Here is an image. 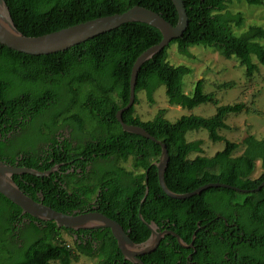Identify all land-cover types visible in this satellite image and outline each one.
I'll list each match as a JSON object with an SVG mask.
<instances>
[{
    "label": "trees",
    "instance_id": "1",
    "mask_svg": "<svg viewBox=\"0 0 264 264\" xmlns=\"http://www.w3.org/2000/svg\"><path fill=\"white\" fill-rule=\"evenodd\" d=\"M4 1L15 27L26 36H39L99 16L120 13L133 5L154 10L173 25L178 20L171 0ZM231 1L183 0L188 25L182 35L169 44L176 43L178 51L187 55H190L188 47L194 44L214 47L225 58L234 55L244 65L245 75L251 76L258 68L253 57L264 65V45L259 42L264 39V27L249 25L240 35H235L231 26L240 25L244 20L241 13L227 9ZM244 1L249 4L261 2ZM161 37V32L154 26L128 22L50 54L31 55L0 44V160L5 156L13 163L15 146H9L4 151L1 139L17 124L23 126L28 117L48 112L55 122H66L82 130L87 125L89 134L94 136L91 151L108 150L115 154L118 161L130 155L131 170L117 165L116 169L100 175L89 174L90 181H86L85 188L79 189L85 191L84 201L75 196L76 193L67 195L60 180H54L57 174L44 177L15 174L13 180L17 186L34 200L63 213L81 208L100 188V212L119 222L135 243H141L150 236V230L140 216L146 223L171 225L187 244L195 232L196 245L206 239V231L200 226L213 218L215 212L223 213L225 222L234 224L229 229L225 225V250L229 251V259L235 264H264V185L255 190L264 179V172L256 178L251 177L257 161L264 169V137L248 134L242 139V151L234 155L238 143L218 133V129L227 128L226 115L242 112L246 109L245 103L218 105L214 93L203 91L202 78L195 82L192 93L186 94L182 81L191 68L169 62L168 44L141 65L135 93L144 90L147 100L153 103L154 89L163 84L169 104L191 108L211 102L216 105L215 113L208 117L183 115L171 122L164 118V110L161 109L152 119L141 120L135 114L138 102L135 95L134 104L122 113V118L128 124L143 127L165 143L169 161L164 181L171 191L185 193L208 182H223L252 189L249 192L212 187L186 199L167 196L159 185L154 164L160 156V145L123 131L115 118L116 111L128 101L134 60L146 48L158 43ZM231 84L230 81L221 85ZM45 123L43 120L47 129L49 125ZM199 128L206 129L213 142L224 140L223 149L210 156L202 155V140L187 141L185 138L188 130ZM6 140H9L8 137ZM55 153V160L65 159H60L64 151L56 149ZM191 154L196 155L191 157ZM19 164L41 171L50 166L45 162L38 165L32 155H24ZM123 174L131 176L130 183L120 179ZM32 185L35 187L32 188ZM38 191H41V196H37ZM0 198L9 203L16 213L21 211L1 193ZM23 216L35 219L28 213H23ZM39 221L36 237L22 247L16 244L10 247L7 235L0 238V264H73L82 254L97 257L98 261L94 264H132L124 260L109 228L73 230L58 227L54 221ZM220 224L224 226L223 222ZM209 229L208 233H211V227ZM63 233L70 236L72 245L65 241ZM71 233L77 238L73 239ZM80 234H91L98 240L96 252L91 246L85 249L77 245ZM179 250L186 253L173 236H166L154 251L140 259L144 264H172ZM198 252L203 253L204 247Z\"/></svg>",
    "mask_w": 264,
    "mask_h": 264
},
{
    "label": "water",
    "instance_id": "2",
    "mask_svg": "<svg viewBox=\"0 0 264 264\" xmlns=\"http://www.w3.org/2000/svg\"><path fill=\"white\" fill-rule=\"evenodd\" d=\"M171 1L173 2L178 14V20L175 25L164 19L154 10L140 5H133L120 13L99 16L39 36H26L20 33L15 27L6 2L4 0H0V44L26 54L42 55L66 50L71 46L84 42L94 36L110 31L128 22H143L156 27L161 32V40L158 43L146 48L134 60L129 78L128 101L115 113L116 120L120 124L121 129L123 131L150 139L160 145V156L158 161L154 162V164L157 168L159 185L163 192L171 198L186 199L191 196L198 195L202 191L212 187H223L240 192L252 191V189L239 188L223 182H208L185 193H175L171 191L166 186L164 181V171L169 161L168 150L165 143L156 139L143 127L136 124H128L123 121L122 113L128 110L135 101V87L141 65L145 61L149 60L155 53L166 47L171 40L179 38L187 28L188 16L183 0ZM50 172V169L40 171L31 167L10 165L0 160V193L19 206L22 213H28L38 220L54 221L58 227L73 230L109 228L124 260H128L133 264H144L140 259V256L153 251L160 240V234L155 231L153 223H146L140 217L150 229L151 234L147 242L135 243L119 222L107 215L98 211H86L73 214L57 211L43 204L41 201H36L29 195L25 194L13 180L14 174H30L36 177H44ZM263 185L264 179L255 188V190H259ZM175 236L180 245L186 246L178 235ZM194 236L195 232L193 234V237Z\"/></svg>",
    "mask_w": 264,
    "mask_h": 264
},
{
    "label": "flooded vegetation",
    "instance_id": "3",
    "mask_svg": "<svg viewBox=\"0 0 264 264\" xmlns=\"http://www.w3.org/2000/svg\"><path fill=\"white\" fill-rule=\"evenodd\" d=\"M43 120H45L46 125H49L47 129H45ZM24 121L25 123L23 126L20 124L18 126L17 124L14 130H9L4 138L1 139L5 146L3 147L4 151H6L9 146H15L13 163L10 162V159L7 160L5 156H3L2 161L10 165L23 166L19 163L24 158V155H26V157L31 155L34 156L38 165H43L44 162L50 165L49 168L46 169L51 170L48 176L57 174L54 180H60L59 183L69 196L76 193L75 196H78L83 201L85 200L86 194L84 189H79L85 188L86 181H90L88 178L89 174L100 175L107 170L116 169L117 165L125 167L127 171L132 168V159L130 155L125 160L118 161L115 154L110 151L108 152V150L99 151L97 153L91 151L92 145L90 144L94 141V136L89 134L87 125H85L84 131L78 126L66 122H55L48 112L37 114L33 118L28 117ZM96 127H98V125ZM6 137H8V141ZM56 149L64 151L60 159H65L59 161L55 160L54 156L56 155ZM120 179L126 184L127 182H131V176L126 174L121 175ZM34 187L35 186L32 185V188ZM36 194L37 196H41V191H38ZM99 194L100 188H98L96 195L91 200L84 202L81 208H74L72 210L73 212L68 214L86 211L100 212ZM39 222L40 221L36 218L32 220L23 216L21 211L16 213L9 203L0 198V238L3 239L7 235L9 237L8 245L10 247H13L14 244L18 247H22L35 238L37 235H35L36 228L40 227ZM222 222L224 224L223 227H221L220 224ZM149 223H153L155 231L160 234L158 245L166 236H173L179 244L175 236L178 234L171 228V225L162 222L160 224H155L154 222ZM225 225L226 228L229 229L234 224L225 222V215L223 213L215 212L213 218L200 226L201 229H205L206 231V239H203L202 242L196 245L194 244V237H192L191 242L188 244L182 241L186 246L179 245L185 249L186 253L184 254L180 252V250L177 251V254L173 257L174 261L172 264H235V262L229 259V251L225 250ZM210 227L211 233H208ZM215 227L218 230L214 229ZM228 233H231V231ZM71 235L73 239L77 238L74 233H71ZM212 236L214 237L212 238ZM79 237L77 241L78 246H82L85 249L86 246H91L92 250L96 252L98 248V240L96 238L91 234H80ZM149 237L141 243L147 242ZM178 237L180 238L179 235ZM158 245L156 247H158ZM203 247L204 252H198V249L200 250V248Z\"/></svg>",
    "mask_w": 264,
    "mask_h": 264
},
{
    "label": "rangeland",
    "instance_id": "4",
    "mask_svg": "<svg viewBox=\"0 0 264 264\" xmlns=\"http://www.w3.org/2000/svg\"><path fill=\"white\" fill-rule=\"evenodd\" d=\"M227 9L233 13L239 12L243 17L240 25H232L231 29L235 35H240L249 25H260L264 27V0L258 4H249L244 0H232L227 4ZM259 42L264 45V39ZM168 60L173 65L184 64L191 71L183 76V91L191 94L195 82L203 79V91L212 92L218 101V105L243 102L246 109L239 113H229L225 117L227 128L218 129V133L225 139L238 143L234 155L239 154L242 149V139L248 134L257 138L264 137V65L257 62V70L251 75H245V67L232 55L230 58L222 56L214 47L194 44L188 47L190 55L178 51L176 43L169 44ZM232 82L229 86L222 83ZM138 102L135 104V114L141 120L152 119L158 110L163 109V116L174 122L183 115L211 116L215 113L216 105L211 102L197 104L191 108L180 105L169 104L163 84H158L153 91V103L147 100L144 90L136 93ZM187 141L201 139L202 155L210 156L216 151L222 150L224 140L211 141L208 132L204 128L188 130L185 133ZM196 154H191L194 157ZM264 169L260 167L259 161L251 177H258ZM65 241L72 245V240L65 233L62 234ZM97 257L80 255L73 264H94ZM53 264H58L54 262Z\"/></svg>",
    "mask_w": 264,
    "mask_h": 264
}]
</instances>
